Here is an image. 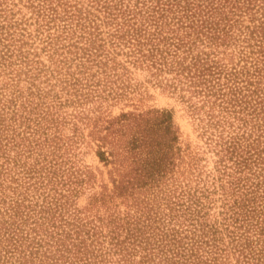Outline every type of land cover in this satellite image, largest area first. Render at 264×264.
<instances>
[{"label": "rangeland", "instance_id": "obj_1", "mask_svg": "<svg viewBox=\"0 0 264 264\" xmlns=\"http://www.w3.org/2000/svg\"><path fill=\"white\" fill-rule=\"evenodd\" d=\"M107 1L114 2L0 0L1 210L15 198L20 200L27 196L23 201L27 207L20 206L19 210L32 212L31 207L45 204L42 197L47 191L55 195L58 188L57 191L67 196L62 200L65 199V213H70L68 217L82 216L86 220L81 221L85 222L111 211L122 216L127 210L135 216L143 212V217L147 215L144 220H151L161 229L173 227L182 234L189 222H201L199 225L205 229L218 225L217 236L222 237L231 251L229 259L235 264L237 254L233 253L230 237L241 234L249 239L264 238V220H239L238 224L241 222L243 226H237V222L228 219L227 202L237 193H232L234 183L228 182L232 176H227L226 171L234 177L239 173L232 172V166L224 165L225 161L230 164L232 160L223 157L219 136L240 134L244 128H250L249 139H256L257 134L262 135L261 128L264 129V116L261 117L264 109L259 104L256 117L248 112L245 118H239L219 111V106L209 102L200 106L202 96L191 92L193 87L175 62L184 53L171 54L172 45L167 49L166 44L162 46L165 56L157 54L155 63L149 58L132 62L125 54L127 46H117L115 39H119L108 34L115 24L107 15L105 17L103 5ZM128 3L138 19L145 17L138 12L139 0ZM73 5L81 8L84 23L78 20L75 10L67 11L75 9ZM261 11L263 8L252 10L254 19H249V13H243L220 44L219 40L209 43L205 37L195 41L192 52L203 60L215 59L208 64H219L223 69L221 82L226 81L229 77L226 74L232 70H239L245 64L250 66L253 55L251 46L243 39L247 32L245 24L257 22ZM168 21L170 18L166 23ZM169 27L167 23L165 30ZM100 57L103 58L100 60ZM185 60L189 61L190 56ZM238 77V84H242L240 79L244 74L239 73ZM261 87L259 94L255 92L248 97L250 103L257 102L256 95L264 97V87ZM14 107L17 110H12ZM154 109L170 112L171 131L176 136L167 151L165 165L133 193L114 196L107 206L99 201L90 206L93 193L98 194L103 186L112 189L113 179L132 170V154L122 153V147L135 134L137 126H151L145 118L152 117ZM210 112L214 116H210ZM121 113L132 116L116 121L115 117ZM258 142V149L264 148V135L258 137ZM137 155L145 158L146 154L139 148ZM48 161L52 166H43ZM250 166L251 169L246 167L240 172V176H244L241 183L249 185L259 178L253 173L258 165L252 162ZM29 174L35 177L29 178ZM44 174L47 175L45 182L51 176L52 187L50 183L43 186L38 182ZM14 177L16 180L12 179ZM67 187L71 192L65 189ZM1 221L11 226L13 220ZM41 221L42 227L47 228L52 220ZM20 222L21 234H34L30 229L33 220H15L13 225ZM222 222L228 223L227 228ZM260 226L263 229L259 233ZM2 232L6 236L8 230L2 228ZM4 244L5 241L0 246ZM254 244L255 241L251 245ZM262 247L264 241L258 243V248ZM4 253L2 247L0 255ZM260 258L264 262V248ZM134 259L137 264H144L138 261V255Z\"/></svg>", "mask_w": 264, "mask_h": 264}, {"label": "trees", "instance_id": "obj_2", "mask_svg": "<svg viewBox=\"0 0 264 264\" xmlns=\"http://www.w3.org/2000/svg\"><path fill=\"white\" fill-rule=\"evenodd\" d=\"M110 1L114 2L107 1L103 5L105 17L107 15L115 24L114 29L108 34L111 36L114 34L119 39H115L117 46L121 44L123 47L127 46L125 54L132 62H142L149 58L155 63L158 60L157 54L165 56L162 46L166 44L167 49L172 45L171 50L174 52L171 54L184 53L181 59L175 62L179 65L180 73L193 87L191 92L202 96L200 106L209 102L213 106H219V111L224 110L239 118H245L248 112L256 117L255 115L259 113L257 111L259 104L264 109L262 95H256L254 98L256 103H250L248 99L255 92L259 94V88L260 91L263 90L261 85L264 87V0H139L138 12L145 15L142 19H138L135 13L131 12L133 9L130 8L129 0ZM73 6L75 9L69 8L67 11L75 10L78 20L84 23L81 8ZM259 8H263L258 16L259 20L245 24L247 32L244 33L243 39L251 46L250 52L253 55L249 62L250 66L247 67L245 64L239 70H232L233 72L226 74L229 76L226 77V81L221 82L223 69L219 64L213 66L208 64L215 59L203 60L198 54L195 55L192 52L197 44L195 41H202L205 37L209 43L212 40H219L220 44V41L228 36V30L233 26V22L241 20L240 16L243 13H249V19H254L252 10ZM167 18H170L167 22L170 27L165 30ZM187 56H190V60L185 62ZM101 58L103 57H100V60ZM239 73L244 74L240 79L242 84L237 82ZM12 110L17 108L14 107ZM152 112L155 113L152 117L145 118V122L151 126H137L135 134L126 140L123 150L121 149L122 153L132 154L130 160L132 170L113 179L112 189L103 186V190L98 194L93 193V199L89 201L90 206L96 204V201L107 206L108 200H112L114 196L133 193L137 187L154 178L155 171L158 173L165 165L167 151H170L171 144L176 140L173 130L171 131V114L166 109H156ZM129 116L132 114L121 113L115 118L118 121ZM210 116L214 114L210 112ZM108 127L109 125L106 126ZM248 129L244 128L240 134H230L224 138L219 136V148L224 151L223 157L232 160L230 164L225 161L224 165L232 166V172L239 173L234 177L231 172L226 171L227 176H232L228 182L231 185L234 183L232 193H237L227 202L229 206L226 213L229 220L237 222V226H243L241 222L238 224L239 220L242 222L264 220V148L258 149V137L264 135V129L261 128L262 135L257 134V138L253 137L251 140L249 136L252 130ZM139 148L145 152V158L137 155ZM253 154L256 156L252 157ZM45 157L43 155L42 160ZM252 162L258 165V170H253V173L259 178L252 180L249 185L241 183L244 176H240V172L246 167L251 169ZM43 166L51 167L52 164L48 161ZM27 176L35 177L32 174ZM45 177L46 174L38 178L40 185L50 183L52 187L51 176L46 182ZM12 179L16 180L15 177ZM245 179L248 180L249 176ZM2 183L0 180V184ZM244 185L245 190L240 191ZM57 189L54 191L55 195L47 191L42 197L45 204L39 208L31 207L32 212L22 213L19 210L20 206L24 205V199H28L27 196L21 197L20 200L15 198L13 203L8 202L2 210L0 207V244L6 242L5 246H0V254L2 247L5 252L4 255H0V264H137V260L134 259L137 255L140 257L138 261L144 264H232L229 259L231 251L226 248L222 237L217 236L220 230L218 225L205 229L199 225L201 222L199 224L189 222L190 226L183 228L182 234L173 227L167 226L163 229V226L161 229L151 220H144L147 215L143 217V212L140 216H135L127 210L122 216L111 211L106 216L98 215L95 220L85 222L81 221L86 220L82 216L68 217L70 213H65L63 208L65 199L62 200L67 196ZM65 189L71 192L69 187ZM247 194L249 196L246 197ZM2 200L4 201L1 198ZM256 200H259V203ZM46 219L52 220L49 226L51 228L42 227L41 220ZM1 220L13 221L10 226V223L4 224ZM15 220H33L34 224L30 229L34 230V234H21L23 231L21 222L13 225ZM223 224H226L227 228L228 223ZM65 226L67 229H64ZM2 228L8 230L6 236L1 233ZM38 229L41 230L40 233ZM262 229L260 226L259 233ZM229 241L232 243L233 253L237 254L235 264H264L260 258L264 247L258 248V243L264 241V238L249 239L248 236L241 237V234L238 236L236 234V237H230ZM254 241L255 244L251 245Z\"/></svg>", "mask_w": 264, "mask_h": 264}]
</instances>
